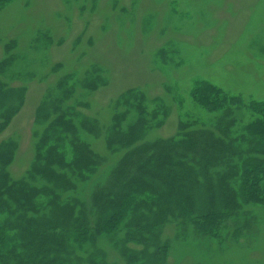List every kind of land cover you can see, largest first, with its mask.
Masks as SVG:
<instances>
[{"label":"rangeland","instance_id":"374dc122","mask_svg":"<svg viewBox=\"0 0 264 264\" xmlns=\"http://www.w3.org/2000/svg\"><path fill=\"white\" fill-rule=\"evenodd\" d=\"M8 57L0 80L23 88L24 96L0 133V143L15 144L6 171L14 181L25 179L44 127L35 122L37 108L71 90L62 106L97 121L98 137L83 131L79 136L103 160L63 197L89 205L95 186L123 154L107 149L104 133L122 110L115 104L127 90L142 91L148 107L157 99L166 107L162 124L150 128L145 141L177 137L179 125L190 121L213 130L220 112L204 111L189 96L197 81L245 103L264 101V0H12L0 9V61ZM94 76L106 84L84 89V81ZM233 115L236 134L253 119L246 108L233 109ZM243 211L246 216L228 222L219 239L200 235L190 224H167L161 234L169 245L164 264H264V211L255 205ZM99 240L109 264L127 263L105 235ZM128 247L143 251L134 243Z\"/></svg>","mask_w":264,"mask_h":264},{"label":"trees","instance_id":"16d2710c","mask_svg":"<svg viewBox=\"0 0 264 264\" xmlns=\"http://www.w3.org/2000/svg\"><path fill=\"white\" fill-rule=\"evenodd\" d=\"M11 1L0 0V9ZM10 63V57L0 61V75ZM105 84L94 76L82 87L90 91ZM70 93L62 90L55 101L37 108L35 122L44 127L25 179L10 178L6 166L15 144L0 143V264H109L97 247L101 235L126 264H164L169 245L161 234L167 224H190L200 235L219 239L228 222L246 216L243 207L264 211V101L245 103L197 81L189 96L204 111L220 112L213 130L190 121L179 125L177 137L145 141L148 130L162 124L166 107L158 99L148 107L142 91L127 90L115 104L122 110L104 133L107 149L123 154L106 180L95 186L87 205L63 195L102 162L79 136L83 131L98 137L100 128L96 120L63 108ZM23 96V88H9L0 80V133ZM235 108L253 115L238 134L232 131ZM190 126L197 127L187 130ZM129 243L143 251H132ZM86 245L92 251L84 250Z\"/></svg>","mask_w":264,"mask_h":264}]
</instances>
